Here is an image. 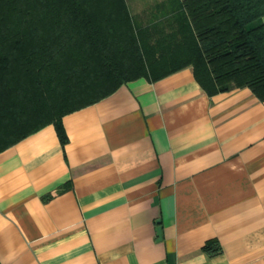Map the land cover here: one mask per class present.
Returning a JSON list of instances; mask_svg holds the SVG:
<instances>
[{
    "label": "crops",
    "instance_id": "crops-1",
    "mask_svg": "<svg viewBox=\"0 0 264 264\" xmlns=\"http://www.w3.org/2000/svg\"><path fill=\"white\" fill-rule=\"evenodd\" d=\"M126 1L145 27L174 0ZM63 124L65 145L50 123L0 152V264H264V100L250 88L208 94L188 66Z\"/></svg>",
    "mask_w": 264,
    "mask_h": 264
},
{
    "label": "trees",
    "instance_id": "trees-1",
    "mask_svg": "<svg viewBox=\"0 0 264 264\" xmlns=\"http://www.w3.org/2000/svg\"><path fill=\"white\" fill-rule=\"evenodd\" d=\"M172 6L143 27L126 0H0V152L50 123L65 145V114L188 66L208 94L247 87L263 101L264 0Z\"/></svg>",
    "mask_w": 264,
    "mask_h": 264
},
{
    "label": "water",
    "instance_id": "water-1",
    "mask_svg": "<svg viewBox=\"0 0 264 264\" xmlns=\"http://www.w3.org/2000/svg\"><path fill=\"white\" fill-rule=\"evenodd\" d=\"M157 231H158V235L161 237L162 231H161V227L160 226L157 228Z\"/></svg>",
    "mask_w": 264,
    "mask_h": 264
}]
</instances>
